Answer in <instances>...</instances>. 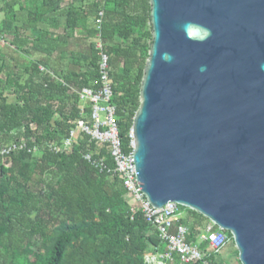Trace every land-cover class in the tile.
<instances>
[{
	"label": "trees",
	"instance_id": "16d2710c",
	"mask_svg": "<svg viewBox=\"0 0 264 264\" xmlns=\"http://www.w3.org/2000/svg\"><path fill=\"white\" fill-rule=\"evenodd\" d=\"M22 6H42L38 24L53 14L66 15L67 24L49 21L37 42L48 59L22 68L26 79L6 70L0 57V149L23 140L39 149L36 155H0V264H144L146 255L165 251L158 233L141 211L131 212L130 198L117 177L99 173L83 159L90 154L113 168L108 148H98L84 135L60 155L45 145L60 144L69 136L81 119L74 90L92 88L98 81L94 22L104 6L101 38L110 56L113 103L123 152L131 151L129 135L152 44L148 0H28ZM14 17H9L12 23ZM26 31L13 29L14 48L27 45ZM76 40L90 43L86 69H52L49 64L57 54L79 65L81 58L69 50ZM40 66L49 73H41ZM190 213L178 225L189 229L187 241L195 243L204 231V217ZM206 259L223 263L213 255Z\"/></svg>",
	"mask_w": 264,
	"mask_h": 264
},
{
	"label": "water",
	"instance_id": "95a60500",
	"mask_svg": "<svg viewBox=\"0 0 264 264\" xmlns=\"http://www.w3.org/2000/svg\"><path fill=\"white\" fill-rule=\"evenodd\" d=\"M132 126L151 208L180 206L264 264V0H148Z\"/></svg>",
	"mask_w": 264,
	"mask_h": 264
},
{
	"label": "built area",
	"instance_id": "2783aa9c",
	"mask_svg": "<svg viewBox=\"0 0 264 264\" xmlns=\"http://www.w3.org/2000/svg\"><path fill=\"white\" fill-rule=\"evenodd\" d=\"M104 15V6H100L94 22L96 32L94 45L99 58L98 81L92 88L74 90L81 105V119L75 122L74 129L60 144L50 143L45 147L49 152L60 155L71 151L79 137L84 135L98 148H108L113 168L108 167L103 159H94L90 154L84 155L83 159L99 173L117 177L130 198L131 212L135 214L141 211L147 223L158 233L165 251L146 255L144 264H213L206 258L211 255L215 258L221 257L233 243L232 239L226 235V232L209 223L198 235L197 241L189 243L187 241L189 229L178 225L181 218L179 214L181 207L172 206L166 210L151 208L141 191L134 161L132 132L129 135L131 151L128 154L123 152L119 135L118 108L113 103L114 90L110 56L106 53L101 38ZM39 71L48 72L42 66L39 67ZM21 152L36 155L39 149L37 146L30 145L26 140L18 143L12 142L0 149L2 157ZM203 245L207 246L205 251L201 248Z\"/></svg>",
	"mask_w": 264,
	"mask_h": 264
},
{
	"label": "crops",
	"instance_id": "0c3cea01",
	"mask_svg": "<svg viewBox=\"0 0 264 264\" xmlns=\"http://www.w3.org/2000/svg\"><path fill=\"white\" fill-rule=\"evenodd\" d=\"M27 2L28 0H8V2H5L3 6L0 7V13H3L0 14V26L1 25L4 26V29L8 32V35L10 36L9 41L6 40L5 44L10 49L15 50V52L21 58L20 65L22 67L18 66V68H20L18 71L19 75H25L23 74L22 68L31 66L32 63L45 61V60L47 61L48 59L47 55L43 52L42 47H40L37 42L42 32L45 30V28H47L49 21L53 22L51 24H56L57 26H66L67 24L66 15L55 16L54 14L51 15L50 17H46V20L42 19L38 24L36 16L38 15V9L41 8L42 6H22ZM61 8H67V6H61ZM13 14L15 15L14 17L15 20L12 23V21L9 20V17L13 16ZM14 28L27 29L24 37L27 45L22 47L21 49H16L12 45L14 41V35H13ZM77 41L79 40L70 43V46L76 44ZM54 58L59 60L60 55L58 56L57 54L56 57ZM49 65L51 66V64ZM24 77L25 79L27 78L26 75ZM207 225L205 224V227ZM223 255L221 257H223Z\"/></svg>",
	"mask_w": 264,
	"mask_h": 264
},
{
	"label": "rangeland",
	"instance_id": "374dc122",
	"mask_svg": "<svg viewBox=\"0 0 264 264\" xmlns=\"http://www.w3.org/2000/svg\"><path fill=\"white\" fill-rule=\"evenodd\" d=\"M77 2L80 0H76ZM5 2H8V0H4L3 3L0 2V7L3 6V4ZM3 14V13H0ZM3 16V15H2ZM92 26V25H91ZM7 29V28H6ZM10 36L8 35V32L4 29V26H0V57H3L5 62H6V70H8L9 72H14V73H18V67L21 64V58L20 56L15 52V50L10 49L5 43L6 40L9 41ZM148 45V44H147ZM90 43H86L84 41H77L76 44L72 45L69 47V50H72L71 52L75 55L80 57V63L78 65V62H76V60L72 61L69 60V58H60L59 60L54 59L51 63V68L55 69V70H70V69H75V68H70L72 66H75L77 69L80 68V70H85L86 69V65H87V58L90 56V49H89ZM59 61V62H57ZM78 66V67H77ZM17 70V71H16ZM6 73V72H5ZM19 74V73H18ZM10 102H14V98H9ZM8 143V142H6ZM46 177V176H44ZM190 210L187 209H181L179 211V214L181 215V218L183 220H186V218L190 217L191 213ZM197 214V213H196ZM198 215V214H197ZM198 217V216H197ZM203 226L206 224H209L210 222L203 218L202 220ZM233 242V240H232ZM222 260V264H239V260H238V253L236 251V248L234 246V243H232L227 251L224 253L223 257H221Z\"/></svg>",
	"mask_w": 264,
	"mask_h": 264
}]
</instances>
